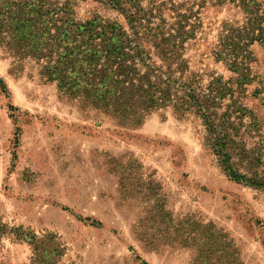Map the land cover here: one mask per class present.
Returning <instances> with one entry per match:
<instances>
[{
    "label": "rangeland",
    "instance_id": "1",
    "mask_svg": "<svg viewBox=\"0 0 264 264\" xmlns=\"http://www.w3.org/2000/svg\"><path fill=\"white\" fill-rule=\"evenodd\" d=\"M74 10L126 25L106 1ZM195 11L187 75L211 90L209 118L164 108L128 123L61 95L34 61L15 69L0 47V264H264V43L238 71L215 51L241 8Z\"/></svg>",
    "mask_w": 264,
    "mask_h": 264
},
{
    "label": "trees",
    "instance_id": "2",
    "mask_svg": "<svg viewBox=\"0 0 264 264\" xmlns=\"http://www.w3.org/2000/svg\"><path fill=\"white\" fill-rule=\"evenodd\" d=\"M96 1H106L126 25L100 15L79 20L75 0H0V47L15 69L34 61L42 79L61 95L128 123L164 108L181 116L195 109L209 118L212 92L187 75L185 58L201 27L194 5L206 0L179 5L150 0L146 6L143 0ZM228 1L238 4L245 19L221 26L216 58L243 72L251 45L264 43V2ZM165 9H175L172 20ZM42 258L36 254L33 264H42Z\"/></svg>",
    "mask_w": 264,
    "mask_h": 264
}]
</instances>
